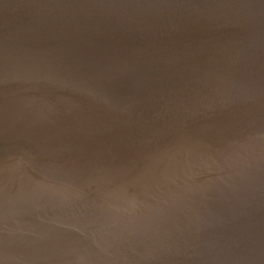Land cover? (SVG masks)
Returning <instances> with one entry per match:
<instances>
[{
	"label": "water",
	"instance_id": "water-1",
	"mask_svg": "<svg viewBox=\"0 0 264 264\" xmlns=\"http://www.w3.org/2000/svg\"><path fill=\"white\" fill-rule=\"evenodd\" d=\"M168 152L113 212L0 213V264H264V0H0V207Z\"/></svg>",
	"mask_w": 264,
	"mask_h": 264
},
{
	"label": "bare ground",
	"instance_id": "bare-ground-1",
	"mask_svg": "<svg viewBox=\"0 0 264 264\" xmlns=\"http://www.w3.org/2000/svg\"><path fill=\"white\" fill-rule=\"evenodd\" d=\"M186 159V153L168 152L146 161L123 163L117 161L99 166L81 177L50 180L48 183L24 190L7 201L0 207V213L26 215L40 208L57 204L65 205L71 201L90 197L92 194H95L97 199L113 203L111 207L113 212L138 190L142 191L156 185L165 177L178 171L185 164ZM60 168L57 166L54 171L60 173ZM94 218L96 216L82 218L62 216L51 220L48 226L67 225L76 230H80L83 226V229H87L90 227L88 223Z\"/></svg>",
	"mask_w": 264,
	"mask_h": 264
}]
</instances>
